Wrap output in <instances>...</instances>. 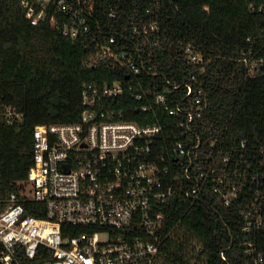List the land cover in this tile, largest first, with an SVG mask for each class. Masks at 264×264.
I'll list each match as a JSON object with an SVG mask.
<instances>
[{"label":"built area","instance_id":"built-area-1","mask_svg":"<svg viewBox=\"0 0 264 264\" xmlns=\"http://www.w3.org/2000/svg\"><path fill=\"white\" fill-rule=\"evenodd\" d=\"M19 5L30 26L46 24L68 41L92 46L89 68L103 65L124 79L83 86L77 122L34 127L24 189L0 203V264H159L169 235L164 212L179 182L190 204L210 193L224 208L235 209L241 264H264V147L251 150L242 142L224 152L211 142L207 149L193 140L190 127L207 107L202 87L186 85L172 105L170 87L155 92L142 86L139 78L152 72L157 23L138 20L111 33L95 23L94 0H21ZM249 9L264 13V1ZM189 60L202 61L196 54ZM245 64L252 77L261 74L264 62ZM129 92L142 101L143 113L155 109L175 118L177 132L116 113L111 106ZM21 118L0 105V124L12 127ZM173 137L172 145H158ZM25 203L42 205L43 217L27 215ZM219 255L225 260L224 251Z\"/></svg>","mask_w":264,"mask_h":264},{"label":"trees","instance_id":"trees-1","mask_svg":"<svg viewBox=\"0 0 264 264\" xmlns=\"http://www.w3.org/2000/svg\"><path fill=\"white\" fill-rule=\"evenodd\" d=\"M20 1L0 0V105L22 114L12 127L0 124V203L24 189L34 127L77 122L83 86L124 79L103 65L87 66L92 46L68 41L46 24L30 26ZM263 1L94 0L93 16L111 33L138 20L155 21L159 34L152 47L153 67L139 78L142 86L155 92L170 87L172 105L180 102L175 95H184L186 85L202 87L207 107L191 123L193 140L207 149L212 142L224 152L242 142L258 150L264 147V65L258 67L260 75L250 77L245 62H264V13L249 9ZM111 11L116 18L109 17ZM190 54L199 55L201 63H191ZM141 105L129 92L111 107L126 121L157 123L177 132L175 118L155 109L143 113ZM173 142L174 137L158 145ZM180 186L179 182L164 212V233L169 235L160 249L159 264H241L236 210L224 208L210 193L190 204ZM25 206L27 215L43 217L42 205ZM38 206L41 211L33 210ZM222 251L225 260L219 255Z\"/></svg>","mask_w":264,"mask_h":264}]
</instances>
